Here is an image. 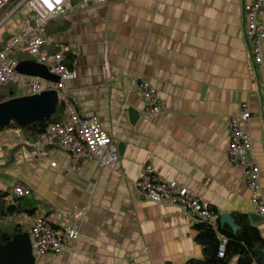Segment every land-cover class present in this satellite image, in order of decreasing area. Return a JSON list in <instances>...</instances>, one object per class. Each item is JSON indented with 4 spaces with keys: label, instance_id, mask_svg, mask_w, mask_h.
I'll list each match as a JSON object with an SVG mask.
<instances>
[{
    "label": "crops",
    "instance_id": "obj_1",
    "mask_svg": "<svg viewBox=\"0 0 264 264\" xmlns=\"http://www.w3.org/2000/svg\"><path fill=\"white\" fill-rule=\"evenodd\" d=\"M252 2L108 0L73 6L40 30L49 39L43 47L49 55L66 47L75 55L76 77L66 81V92L81 115L99 117L122 151L116 167L89 159L75 163L69 152L28 139L19 127L0 130L6 199L14 201L13 188L22 185L56 224L81 228L64 252L35 257L33 264H185L204 258L187 211L137 193L134 182L146 163L220 215L248 214L264 238V215L251 218L258 213L244 171L226 155L230 119L247 103L252 117L243 125L253 139L264 199V41L263 60L255 65L245 39ZM24 16L2 24L0 49L21 34ZM27 17L34 23L36 17ZM134 79L154 85L165 101L162 113H146ZM16 89V96L26 94ZM21 214L28 213L9 217L21 226L12 243L27 247L31 226L18 219Z\"/></svg>",
    "mask_w": 264,
    "mask_h": 264
},
{
    "label": "built area",
    "instance_id": "obj_2",
    "mask_svg": "<svg viewBox=\"0 0 264 264\" xmlns=\"http://www.w3.org/2000/svg\"><path fill=\"white\" fill-rule=\"evenodd\" d=\"M107 1L79 0L74 4V0H0V12L8 8L5 17L0 19V27L9 18L20 14L24 5L36 14L34 23L25 15L21 20V34L11 36L0 49V86L15 83L25 95L31 96L55 91L58 99L65 102L66 117L62 121L50 123L40 137V142L69 152L75 163L89 159L98 161L101 166L116 167L120 161V150L113 136L102 127L98 116L81 115L66 92V81L76 77L75 70L64 62V52L68 48L49 55L43 49L49 39L40 34L46 23L73 6L86 7ZM263 13L264 0H253L245 11V39L255 65L263 60L264 24L260 21ZM21 44H26L29 54L34 57L33 60L45 64L51 73L59 77V81L19 72L17 67L20 60L14 54ZM133 85L146 101V113L159 114L164 111L165 101L149 80L134 79ZM251 117L247 103L242 104L240 115L231 117L226 155L231 164L243 169L246 184L252 193L251 202L255 212L264 215L261 168L253 155V139L243 125L244 121ZM134 186L144 199L158 204L177 205L187 211L195 222L206 221L214 228H218L220 224L219 212L213 210L197 195L181 191L175 183L158 177L152 163L144 165ZM13 192L19 197L31 194V190L22 185H16ZM18 219L30 223L31 246L35 257L64 252L69 247V242L77 239L81 232L80 226L76 224H56L51 215L41 208L33 215L21 214ZM219 237L218 254L222 257L225 255L227 237L223 234H219Z\"/></svg>",
    "mask_w": 264,
    "mask_h": 264
},
{
    "label": "trees",
    "instance_id": "obj_3",
    "mask_svg": "<svg viewBox=\"0 0 264 264\" xmlns=\"http://www.w3.org/2000/svg\"><path fill=\"white\" fill-rule=\"evenodd\" d=\"M60 49L56 46L55 50ZM14 56L20 61L29 59L31 55L28 52L26 44H21ZM65 64L73 68L75 55L70 49L64 52ZM17 89L15 83L0 86V102L17 97ZM66 117L65 102L58 99L56 112L49 120L36 121L27 125H20L14 119L7 125L0 127V130L14 126L22 129L24 135L28 139H38L47 130L52 122L62 121ZM8 191L0 190V221L7 220V223H0V238L3 243L13 240V238L21 231V226L9 220V217L20 213L34 214L40 207L41 203L33 196H17L14 201L6 199ZM213 209V208H212ZM214 210V209H213ZM216 211V210H215ZM218 212V211H216ZM235 221L240 227L238 232H234L229 226L219 224L218 228H214L209 222H195L197 230L196 239L203 245L205 256L201 259H191L185 264H231L233 258L237 257L236 264H264L263 260L256 257L255 250H264V238L256 227L248 214L236 213ZM219 234L227 237L226 251L224 256H219Z\"/></svg>",
    "mask_w": 264,
    "mask_h": 264
},
{
    "label": "water",
    "instance_id": "obj_4",
    "mask_svg": "<svg viewBox=\"0 0 264 264\" xmlns=\"http://www.w3.org/2000/svg\"><path fill=\"white\" fill-rule=\"evenodd\" d=\"M17 69L23 74L59 81V77L51 73L45 64L32 59L20 61ZM57 104L58 95L55 91H47L37 96H17L2 101L0 102V127L7 125L14 119L20 125L49 120L56 112ZM135 115L137 117L136 113H134V117ZM119 150L122 151L121 146H119ZM251 218L253 221H258L260 216L259 214H251ZM220 223L221 225H228L235 233L240 228L230 212L221 213ZM12 242L13 240L3 243L0 238V264H33L35 256L32 252V246L24 247L14 245ZM255 255L264 262V250H255Z\"/></svg>",
    "mask_w": 264,
    "mask_h": 264
},
{
    "label": "rangeland",
    "instance_id": "obj_5",
    "mask_svg": "<svg viewBox=\"0 0 264 264\" xmlns=\"http://www.w3.org/2000/svg\"><path fill=\"white\" fill-rule=\"evenodd\" d=\"M21 15H28L30 17H36V14L30 10V8L26 5L22 6L21 8ZM18 93H23V91L18 90Z\"/></svg>",
    "mask_w": 264,
    "mask_h": 264
}]
</instances>
